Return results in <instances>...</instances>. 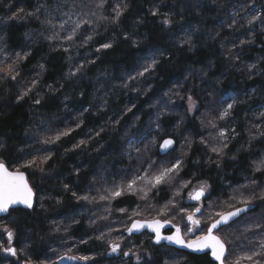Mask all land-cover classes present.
<instances>
[{
  "label": "trees",
  "instance_id": "trees-1",
  "mask_svg": "<svg viewBox=\"0 0 264 264\" xmlns=\"http://www.w3.org/2000/svg\"><path fill=\"white\" fill-rule=\"evenodd\" d=\"M98 2L0 0V35L4 38L7 54L12 57L14 52L31 53L20 64L17 81L0 80V143L6 147L3 156L8 160L43 156L47 154L45 148L52 149V159L42 165L45 172L36 171L30 177L37 194L34 209L20 208L11 217L0 219L3 226L7 225L17 233L13 246L23 249L19 260L0 252V264H23L25 260L30 264H50L57 260H60L58 264H65L60 259L62 255L103 256L97 264H136L135 257L127 258L125 262L114 256L105 257L108 256L107 244L95 237L101 231L107 232L108 223L119 221V212L115 211L117 205L131 209L143 202L134 196L113 201L108 205L113 211L109 221L105 222L99 219L108 215L104 204L78 201L71 193L76 191L78 195L98 197L101 185L111 187L114 182L118 183L122 172L142 170L150 161L165 163L167 160H162V157L166 155L162 156L158 150L160 136H171L176 140L173 155L184 160L181 175L193 179V183L207 180L212 185V202L227 200L234 189L246 195L252 193V187L241 186L250 185L253 180L257 195L264 190V170L255 171L257 163L264 159V136L261 135L264 134V116L261 115L264 113V25L257 22L249 31L244 19L253 10L264 13V0H109L103 9L96 7ZM125 3L127 11L119 23L101 19L102 16H113V7ZM242 6L248 7L247 12ZM21 8L23 12H20ZM37 8L40 11L35 16L27 15ZM153 9L159 10L157 16L151 15ZM237 11L240 12L236 17L239 30H230L226 24ZM165 18L171 23L163 24ZM64 21L68 23L60 29L59 25ZM77 21H88L95 29L94 39L87 46H78L81 42L79 34L75 41L65 40ZM240 24L245 26L240 28ZM57 34L59 38H55ZM124 36L129 39L125 40ZM186 38H190L194 46L191 50L188 45L181 47ZM221 39L229 46L235 41V52L240 54L238 61L221 55ZM240 40L253 43L240 47ZM105 42H112L113 47L96 52L95 48ZM133 42L138 46L133 47ZM65 47L69 51H63ZM153 55L161 63L154 72L133 82L146 93L136 100L137 92H130L119 85L128 80L129 74L135 76L142 70ZM90 60H95V63H90ZM41 64L44 65L43 71ZM81 64L84 65L81 72L66 79L69 70L75 71ZM251 65L255 67L249 71ZM33 80L39 83L32 95L40 93L43 97L41 105H35L30 99L17 103V96ZM81 92L84 96L80 95ZM188 95L198 105L194 116L186 111ZM227 95L235 96L236 104L229 118L221 120L218 114ZM105 100V110L98 111V106ZM130 101L137 105L134 109L136 116L129 113L121 121L122 126L114 130L108 123L109 116L131 106ZM150 104L155 107H150ZM84 108L88 111H83ZM157 112L163 113L160 120L163 131L159 133L153 123ZM181 118L183 122L177 129ZM78 120H83L81 127L59 144L38 143L44 136H54L58 130L75 128ZM201 120L205 123L212 121L217 128L209 130L210 127L205 133ZM125 121H128L127 125ZM220 127L229 132V142L217 167L215 161L218 158L200 140L207 138L209 146L217 144L219 141L212 137L217 135ZM101 128L104 131L96 136ZM233 128L237 133L234 137L231 135ZM179 130L180 134L183 133L182 139L177 135ZM133 135L138 141L140 137L146 139L139 143V153H131L130 160L126 144ZM154 136L157 137V145L149 143ZM253 136L257 139H251ZM185 138L191 141L190 145L183 140ZM81 139L88 140V144L75 151L66 150ZM182 141L185 144L181 146ZM145 145H148L147 150ZM233 155L235 160L231 159ZM76 171H79V176ZM93 180L97 183L93 184ZM170 195L171 192L162 191L152 202L163 203V198ZM261 203L264 201L254 200L255 211L238 225L237 235L264 217ZM56 227L61 231L56 232ZM119 235V232H111L106 240H115L114 236ZM246 235L253 243L241 236L236 241L237 255L253 248L258 250L256 242L264 238V230ZM149 236L144 233L138 236L139 240L133 241L144 245L140 250V264H210L209 255L194 256L155 246ZM81 238L87 239L88 243H77ZM5 240L4 234L0 233V244ZM241 243L243 248L239 247ZM145 250L150 254V260L143 255Z\"/></svg>",
  "mask_w": 264,
  "mask_h": 264
},
{
  "label": "snow or ice",
  "instance_id": "snow-or-ice-1",
  "mask_svg": "<svg viewBox=\"0 0 264 264\" xmlns=\"http://www.w3.org/2000/svg\"><path fill=\"white\" fill-rule=\"evenodd\" d=\"M109 0H99L96 4L97 8L103 9L108 5ZM243 11L247 12L248 7L242 6ZM24 9H20L23 12ZM40 11L39 8L35 12H29L27 15L35 16ZM127 11V4H117L113 7L114 15L111 17H101V19H111L113 23H119L120 18ZM159 13L158 9L151 10L152 16H157ZM240 12L237 11L230 22L226 24V27L230 30H239L236 28L239 23L238 17ZM247 22V27L249 31H252L259 22L264 25V13H257L255 10L250 12L244 17ZM68 23L64 21L60 23V29H64L65 24ZM163 24H170L171 21L165 18L162 21ZM87 25V27H85ZM225 25H222L224 27ZM245 25L240 24V28ZM55 27V25H52ZM83 29V32L80 30ZM264 31V29H262ZM80 35L81 42L78 46H87L94 39L95 29L88 21L83 23L77 21L68 35L65 37L67 41H75L77 35ZM27 35V34H26ZM43 35V34H41ZM219 36V33L216 34ZM55 38H59L58 34ZM46 39H53V37H46ZM125 40H128V36H124ZM216 39V37H212ZM253 43L251 40H240L239 46L243 47L245 44ZM188 45L189 50L194 46L190 38L184 39L181 47ZM133 47L138 45L133 42ZM113 47L112 42L100 43L98 47L95 48L96 52L107 51ZM237 47L235 41L232 42L231 46L226 44L223 39L220 40V48L223 50L222 56H230L233 61L239 60V53L235 52ZM3 48H0V52ZM63 51L67 52L69 49L67 47L63 48ZM31 55L29 52L23 54L19 52H14L12 58L7 55L4 56L3 60H0V80H12L16 81L17 77L20 76V64L26 61ZM90 63H95V60H90ZM161 63L160 60L153 55L150 62L146 64L142 70L138 71L135 76L129 74V78L126 81H122L119 87L127 89L128 91H135L138 95L135 97L139 100L141 96H144L145 91L141 90L138 83H133L137 81L138 78H145L147 74L154 72L157 66ZM255 65L249 66V71L254 68ZM41 70H44V65H40ZM84 68V65H79L75 71L69 70L66 79H70L80 73ZM204 75H207L205 73ZM39 82L33 80L28 87H26L16 98L17 103L26 101L28 99L32 100L35 105H41L43 97L40 93L35 96L32 95L33 90L37 87ZM51 90V86L49 85ZM151 90V89H149ZM54 91V90H53ZM178 95L179 93H174ZM84 96V93H80ZM167 95V93H165ZM184 99V97H181ZM188 108L187 112L198 111L197 102L193 99L191 95L187 96ZM219 103V102H218ZM107 101L105 100L103 104L98 106V111H104ZM131 106H126L121 112H113L109 116L108 123L112 125L114 130H117V126H122L121 121L124 120L125 116L129 113L132 117L136 116L134 109L137 108L135 102L130 101ZM236 104V99L233 98V103H228L226 107H223L219 112L218 116L221 120H226L232 114L233 108ZM150 107H155L151 105ZM167 107V105H165ZM83 111H88L84 108ZM83 112L81 113V115ZM163 113L157 112L156 119L153 121L155 124V131L162 132L163 128L160 124L161 116ZM264 116V113H261ZM113 117H115L113 119ZM129 117V120L132 119ZM181 121L177 123L176 128L180 129ZM83 124V120H78L75 128L67 127L62 130H58L54 136H44L42 139L38 140V143L42 145L59 144L60 141L66 137H70L77 128H80ZM128 124V121H125ZM201 125L205 128H217V125L212 121L205 123L201 120ZM131 127L132 125H128ZM104 131L103 128L96 132V136H100V132ZM151 134V133H149ZM236 130L231 129V135L234 137L236 135ZM211 136V133L209 134ZM264 136V134H261ZM146 137H140L138 141L136 135L127 139V155L129 159H132L131 153L133 151L139 153L140 147L139 143H142ZM212 139L218 140L217 144L209 146L206 143L207 138H202L200 140L201 144H204L206 148L215 154L218 158L216 162L217 167H219V158L225 155V149L228 147L229 142V132L223 127L218 128L217 135L212 137ZM251 139H257L256 136L251 137ZM160 143L158 144V150L160 152L166 153L162 160H167V163H157L156 161H150L147 168L137 169L132 172L131 169L122 172L120 174L121 179L118 183L114 182L111 187H104L98 189V197L91 196L89 194L78 195L76 191H72V196L76 197L78 201H84L87 203H102L105 205V211L108 215L99 217L100 220L105 222L109 221V217L113 211L111 205L113 201H116L122 197H137L143 203L136 204L135 208L123 207L117 205L115 211L119 212V221H112L107 224V232L101 231L100 235L96 236L95 239L107 244V254L116 255L123 258H130L135 256L136 264L141 262V252L143 249V243H133L135 240H139L136 234H144L145 232L151 233L148 237L151 244L160 245L162 242L167 244L176 245L181 249L189 250V253H203L211 257L210 264H264V238L256 242L259 244V249L253 248L250 252H244L243 254L237 255L235 252L236 241L240 240L243 236L249 243H253L251 238L247 237L248 232L261 233L264 230V217L257 219L256 222L249 224L237 235L238 225L245 220L249 213L254 212L253 207L254 200L264 201V190H261L259 195L255 193L253 180L250 185H242L244 188H253V192L250 194H245L239 189H234L228 194L227 200H220L218 203L212 202V185L208 183L207 180H197L195 184L193 179L186 178V175H181L184 171L183 164L184 160L180 157L173 156L175 151L174 145L176 140L171 136H160ZM186 142L190 145L191 141L185 138ZM152 145H157V137L149 142ZM88 140L81 139L78 143L74 144L71 149H66L67 151H75L76 149L86 146ZM148 145H145V150H147ZM171 149V151H170ZM98 150V149H97ZM6 151L4 144L0 143V217L8 216L11 217L12 213L18 211L22 206L23 209L33 210L34 201L37 199V194L34 191V186L30 183V177L35 175L36 171L41 173L45 172V168L42 165L48 164V161L52 159V149L45 148L44 151L47 153L43 156H29L28 158L20 157L19 159L8 160L3 156ZM231 159L235 160L236 157L233 155ZM151 170V171H150ZM264 170V159H261L256 167L255 171L260 172ZM76 175L79 176V171H76ZM97 183L93 180V184ZM106 183V181H105ZM65 189H68V185H65ZM167 190L171 192L170 196H165L163 198V203L156 201L155 197L160 195L162 191ZM191 202V203H189ZM59 203V201H57ZM41 207L43 204L41 203ZM260 207L264 208V203H261ZM14 223V221H11ZM96 223V221H93ZM119 224V226L114 227L113 225ZM167 228L169 234H164L163 230ZM56 232H60L59 227L55 228ZM67 228H65V232ZM119 232L120 236L115 239H107L106 237L110 235L111 232ZM6 236L4 243L0 244V252L10 257H15L19 260L20 254L23 249H19L13 246L17 239V233L7 225L0 228ZM77 243L87 244L88 240L81 238ZM239 247L243 248L244 245L241 243ZM71 251V246L69 247ZM184 255V253H180ZM143 255L150 260V254L145 250ZM61 260L70 259L83 262V264H88V261L93 259L88 255L79 256H60ZM23 264H30V261L25 260Z\"/></svg>",
  "mask_w": 264,
  "mask_h": 264
},
{
  "label": "rangeland",
  "instance_id": "rangeland-1",
  "mask_svg": "<svg viewBox=\"0 0 264 264\" xmlns=\"http://www.w3.org/2000/svg\"><path fill=\"white\" fill-rule=\"evenodd\" d=\"M74 25L75 24H73L71 27H74ZM82 30V29H81ZM80 30V31H81ZM40 38H41V36H40ZM0 48H3V51L2 52H0V60H3V58H4V56L5 55H7L9 58H12L9 54H7V47H6V44H5V42H4V38H3V36L2 35H0ZM17 81V80H16ZM15 82V81H14ZM233 98H235V96L233 97V96H231V95H227L224 99H223V106L221 107V109L223 108V107H226L227 106V104L228 103H233ZM197 107H198V105H197ZM187 108H188V104H187ZM194 113H195V111H193V112H188V114L189 115H191V116H194ZM210 127H207L206 129H205V133H206V131L209 129ZM209 130H213V128H211V129H209ZM177 135H178V137L180 136L181 137V139L183 138V133L182 134H180V130L177 132ZM184 141H186L185 139H183ZM182 144L184 145L185 143L182 141L181 142V146H182ZM173 156H175V157H180L179 155H173ZM181 158V157H180ZM168 161H166L165 163H167ZM151 171V170H150ZM195 184V183H194ZM156 197H158V196H156ZM189 203H191V202H189ZM116 225V224H115ZM3 227V225H2V223H0V228H2ZM0 233H2V232H0ZM5 236V235H4ZM120 236V235H119ZM119 236H114V239H117ZM6 237V236H5ZM107 251L108 250H106V253H107ZM2 254H4L3 252H1ZM5 255V254H4ZM106 255H108V254H106ZM66 256H76V255H66ZM111 256H114V257H116V258H119V259H121L122 261H124V260H126L127 258H123V257H119V256H116V255H111ZM110 255H108V256H105V257H111ZM90 257H93V259H91V260H89L88 261V264H97L98 262H99V258L100 259H102L103 258V256H100V257H97L96 258V256H90ZM132 257H135V256H132ZM15 258V257H14ZM62 262H65V264H83V262H81V261H77V260H70V259H64V260H61ZM60 262V260L58 261H56V262H54V263H50V264H58ZM125 262V261H124ZM62 264V263H61Z\"/></svg>",
  "mask_w": 264,
  "mask_h": 264
},
{
  "label": "water",
  "instance_id": "water-1",
  "mask_svg": "<svg viewBox=\"0 0 264 264\" xmlns=\"http://www.w3.org/2000/svg\"><path fill=\"white\" fill-rule=\"evenodd\" d=\"M174 148H175V145H174ZM170 151H171V149H170ZM160 152V151H159ZM160 154L162 155V156H165L166 155V153H164V152H160ZM34 203H35V201H34ZM21 209H23L22 208V206L20 207ZM26 210V209H25ZM4 217H6V216H4ZM4 217H0V219L1 218H4ZM163 232H164V234H169V230L167 229V228H165L164 230H163ZM145 233H147V234H149V235H151V233H148V232H145ZM137 236H140V235H142V234H136ZM155 246H165V247H167V248H171V249H174V250H177V251H181V252H184V253H187V254H190V255H194V256H202V255H205V254H203V253H189V250H187V249H181V248H179L178 246H176V245H171V244H167L166 242H162L160 245H155ZM211 258V257H210Z\"/></svg>",
  "mask_w": 264,
  "mask_h": 264
}]
</instances>
